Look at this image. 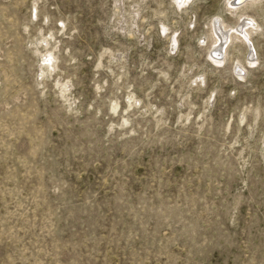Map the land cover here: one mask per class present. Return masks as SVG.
Listing matches in <instances>:
<instances>
[{
  "label": "rangeland",
  "instance_id": "obj_1",
  "mask_svg": "<svg viewBox=\"0 0 264 264\" xmlns=\"http://www.w3.org/2000/svg\"><path fill=\"white\" fill-rule=\"evenodd\" d=\"M232 2L0 0V264H264V0L227 42Z\"/></svg>",
  "mask_w": 264,
  "mask_h": 264
},
{
  "label": "bare ground",
  "instance_id": "obj_2",
  "mask_svg": "<svg viewBox=\"0 0 264 264\" xmlns=\"http://www.w3.org/2000/svg\"><path fill=\"white\" fill-rule=\"evenodd\" d=\"M189 1L190 0H179L180 4H182V5L188 3ZM232 1H233L232 4L229 3L230 6L228 7V12H229V14L231 16H237L238 17V20L241 21L240 22V25L242 24V26H241V29H239V27L238 28L237 27H232L231 29H228V31H230L231 33H229V36L226 38L227 39V42L228 41L231 42L232 40H240V39L241 40L242 39L243 40H249V38L256 31H258V29H259L260 26L258 25V23L255 20L250 19L249 17H247L246 13H244V12L247 9H249L250 6H256V5L260 4L261 3V0H247L245 3H241L242 0H232ZM219 24L223 27V29L226 30V27L227 26L226 25L224 26L223 21L220 20L219 21ZM221 26H219V27H221ZM214 32H215V30H214ZM218 41L220 42V38L217 35V38H215L213 44H217ZM226 43H224V44H226ZM216 50H218V49H216ZM219 50H220V48H219ZM211 58L216 63H220L222 61V60L219 61L220 59L217 60L218 57H215L213 54H212ZM44 59H45L44 60V63L46 65H49V68L50 69L53 68V64H52L53 63V60H54L53 57L50 54H48V56H46ZM253 63H254V61L253 62H250V64H253ZM242 70H244V69H242ZM113 109H115V108H113Z\"/></svg>",
  "mask_w": 264,
  "mask_h": 264
}]
</instances>
